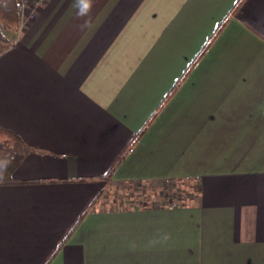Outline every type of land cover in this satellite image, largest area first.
Segmentation results:
<instances>
[{"label":"crops","instance_id":"0c3cea01","mask_svg":"<svg viewBox=\"0 0 264 264\" xmlns=\"http://www.w3.org/2000/svg\"><path fill=\"white\" fill-rule=\"evenodd\" d=\"M237 1H28L0 52V125L24 144L0 264H264V0ZM170 177L195 178V202L87 210Z\"/></svg>","mask_w":264,"mask_h":264},{"label":"trees","instance_id":"16d2710c","mask_svg":"<svg viewBox=\"0 0 264 264\" xmlns=\"http://www.w3.org/2000/svg\"><path fill=\"white\" fill-rule=\"evenodd\" d=\"M241 2L242 0H238L236 2L234 7L231 9V14L236 11ZM18 6L19 4L17 0H0V52L5 51L11 46V44H13V33H15V31H17L20 27L21 11ZM228 18L229 16H226L225 19L221 22L209 41L202 47L200 54L191 62V64H189L187 69L181 74V77L172 86V89L165 95L160 105L154 111L153 115L148 119L147 122L143 124L142 129L136 133L134 140L140 138L142 134L148 129L150 123L154 120L158 112L166 105L169 99L178 90V86L182 83V81L186 79L190 70L197 63L196 61L200 59V57L206 52L207 48L217 37V34L225 27ZM22 143L23 141L17 132L12 130L11 128L0 125V158H3L5 156L12 157L10 166L5 171L3 177L0 178V183H10L13 181L14 171L24 159V144ZM194 179L195 178L192 177H170L169 179L144 181L131 180V182H128V184H126V187L130 190V193L128 192V194L134 195L136 192H139V197L145 195H153V197L156 198L155 205H152L150 200H147V202L140 206H170L182 203L191 204L195 202L197 195H199V193L201 192V189L198 188L195 194H191L188 192V189V191L186 189H182V185H186L188 182L194 181ZM100 193L90 203L91 205L87 210L95 206V202L98 199ZM161 201H164L165 203H160Z\"/></svg>","mask_w":264,"mask_h":264},{"label":"rangeland","instance_id":"374dc122","mask_svg":"<svg viewBox=\"0 0 264 264\" xmlns=\"http://www.w3.org/2000/svg\"><path fill=\"white\" fill-rule=\"evenodd\" d=\"M182 187V189H188L189 191H187L191 194H195L196 190L199 188L196 179L188 182L186 185H182ZM128 192L130 193V190L126 187L125 183H111L103 192L100 193L97 203L102 208L130 207L136 204L142 205L147 202V200H150L152 205H155L156 203V198L153 197V195L139 197V192H136L134 195L128 194ZM160 203L165 202L161 201Z\"/></svg>","mask_w":264,"mask_h":264},{"label":"clouds","instance_id":"9594fccd","mask_svg":"<svg viewBox=\"0 0 264 264\" xmlns=\"http://www.w3.org/2000/svg\"><path fill=\"white\" fill-rule=\"evenodd\" d=\"M75 7L77 8V16L85 17L90 13L93 4L92 0H74ZM89 25V21L85 20L83 24L80 25L81 30L87 28ZM12 161V157L5 156L0 158V178L3 177L5 171L10 166Z\"/></svg>","mask_w":264,"mask_h":264},{"label":"built area","instance_id":"2783aa9c","mask_svg":"<svg viewBox=\"0 0 264 264\" xmlns=\"http://www.w3.org/2000/svg\"><path fill=\"white\" fill-rule=\"evenodd\" d=\"M18 1V4H19V8H20V11H21V14L23 13L24 9L27 7L26 5H28V1L29 0H17Z\"/></svg>","mask_w":264,"mask_h":264}]
</instances>
